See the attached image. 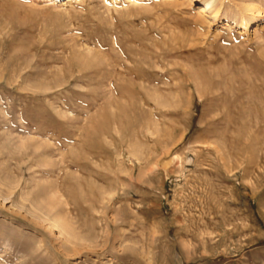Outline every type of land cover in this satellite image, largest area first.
Here are the masks:
<instances>
[{
    "label": "rangeland",
    "instance_id": "1",
    "mask_svg": "<svg viewBox=\"0 0 264 264\" xmlns=\"http://www.w3.org/2000/svg\"><path fill=\"white\" fill-rule=\"evenodd\" d=\"M64 1L0 0V264H264V0Z\"/></svg>",
    "mask_w": 264,
    "mask_h": 264
},
{
    "label": "bare ground",
    "instance_id": "2",
    "mask_svg": "<svg viewBox=\"0 0 264 264\" xmlns=\"http://www.w3.org/2000/svg\"><path fill=\"white\" fill-rule=\"evenodd\" d=\"M81 0H66V1H64L65 2V4H70V5H72V4H75V3H78V2H80ZM126 2H128V3H130V2H133V1H135V0H125ZM43 2H49V3H51L52 5H58L59 3H61L60 2V0H43ZM62 5H63V3H61ZM204 11H212L213 10V2L212 1H210V0H207L206 2H205V8L203 9ZM249 10H251L253 13H257L258 15H261L262 14V12H260V10L259 9H256L255 7H250V9ZM253 23V22H252ZM250 23L249 22H243V30H244V32H249L250 30H251V27H250V25H249ZM224 26H228V24L227 23H225L224 24ZM150 133V132H149ZM150 136V135H149ZM152 138V137H151ZM146 139V138H145ZM161 143H163V142H161ZM158 144V143H157ZM131 179V178H130ZM94 246V245H93Z\"/></svg>",
    "mask_w": 264,
    "mask_h": 264
}]
</instances>
